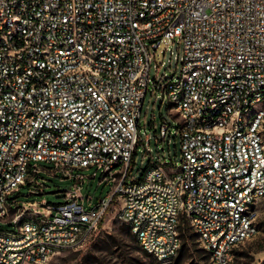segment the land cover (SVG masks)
Returning <instances> with one entry per match:
<instances>
[{
	"label": "built area",
	"instance_id": "1",
	"mask_svg": "<svg viewBox=\"0 0 264 264\" xmlns=\"http://www.w3.org/2000/svg\"><path fill=\"white\" fill-rule=\"evenodd\" d=\"M172 42L184 45L182 70L162 90L178 118L142 127L161 76L156 65L150 78L154 55ZM172 136L176 162L165 156ZM138 152L148 164L129 178ZM36 162L75 179L63 201L11 197L40 193ZM94 166L114 186L87 206L74 172ZM261 199L264 0H0V220L15 226L0 227V264L83 246L116 203L160 262L178 257L188 225L214 264H234Z\"/></svg>",
	"mask_w": 264,
	"mask_h": 264
},
{
	"label": "rangeland",
	"instance_id": "2",
	"mask_svg": "<svg viewBox=\"0 0 264 264\" xmlns=\"http://www.w3.org/2000/svg\"><path fill=\"white\" fill-rule=\"evenodd\" d=\"M173 51V53H172ZM184 45L182 42H172L170 46L163 44L154 55L150 78L155 79V66L160 65V79L154 83V90H150L145 99V105L141 114V126L159 129L164 117L170 124L178 118L176 111H170L169 99L162 87L165 86L170 76L178 77L182 70V56ZM172 61L171 71L169 62ZM155 118L156 124H152ZM170 146H166L165 156L172 158L174 162L182 158L180 141L172 136ZM34 164V162L32 163ZM40 170L37 179L42 184L40 193L31 194V186H23L11 197H16L20 203L36 202L37 205L57 203L64 200L66 191L76 185L73 177H65L62 172H55L53 164L36 162ZM148 162H141V152H138L136 166L130 172L129 178L137 179L143 173ZM75 175H82V194L92 197L87 199L86 205H95L103 198H107L114 186L112 180H102L103 171L96 166L83 169H75ZM94 173L96 176L93 177ZM119 204L111 206L106 213L102 225L93 234L90 240L81 247L70 248L53 256L45 264H164L154 256L148 254L140 245L136 236L128 225L118 217ZM258 232L255 236L239 243L233 252L234 264H264V199L258 202ZM182 231V245L178 257L172 264H214L210 254L188 225ZM0 227L5 230H15V226L6 224L0 220ZM184 232V234H183Z\"/></svg>",
	"mask_w": 264,
	"mask_h": 264
},
{
	"label": "trees",
	"instance_id": "3",
	"mask_svg": "<svg viewBox=\"0 0 264 264\" xmlns=\"http://www.w3.org/2000/svg\"><path fill=\"white\" fill-rule=\"evenodd\" d=\"M65 196H66V194H65ZM65 196H64V198H65ZM107 213H108V212H107ZM105 215H106V214H105ZM105 215H104V217H105ZM104 217H103V219L101 220L100 225H102V223H103V221H104ZM128 227H129V229H130V226H129V225H128ZM182 227H183V228H182V229H183L182 231H184V230L186 231L187 228H184V226H182ZM130 230H131V229H130ZM185 231H184V232H185ZM184 232H183V234H184Z\"/></svg>",
	"mask_w": 264,
	"mask_h": 264
}]
</instances>
